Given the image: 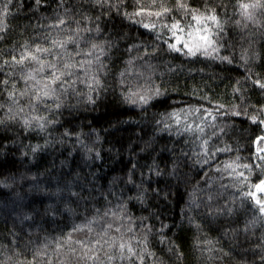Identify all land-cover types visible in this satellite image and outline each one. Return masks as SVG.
I'll return each instance as SVG.
<instances>
[{"label":"trees","instance_id":"obj_1","mask_svg":"<svg viewBox=\"0 0 264 264\" xmlns=\"http://www.w3.org/2000/svg\"><path fill=\"white\" fill-rule=\"evenodd\" d=\"M188 2L216 8L223 31L207 23L224 45L219 52L170 51L165 41L175 40L160 23L175 16L185 39L190 28L204 27L175 9L150 31L136 20L156 22L154 15L125 16L136 0H0V264H264V216L224 170L239 157L236 171L254 183L264 165V90L253 83L264 78V9L253 22L239 14L237 0ZM68 36L71 59L92 63L65 77L74 86L58 89L56 109L54 97L35 101L33 81L22 77L38 67L27 52L64 56L59 48L36 53L35 45L51 48ZM22 53L17 64L12 58ZM156 88L161 95L147 105L132 95ZM36 116L54 122L41 130ZM89 250L96 259L84 255Z\"/></svg>","mask_w":264,"mask_h":264},{"label":"snow or ice","instance_id":"obj_2","mask_svg":"<svg viewBox=\"0 0 264 264\" xmlns=\"http://www.w3.org/2000/svg\"><path fill=\"white\" fill-rule=\"evenodd\" d=\"M39 2V0H38ZM7 7V6H5ZM204 11H201L199 8L192 7V5L188 2V0H175V4L172 6H169L167 3V0H151L150 5L145 6L143 3V0H136L135 10L131 13L125 12V16L129 19H135L136 17H143L145 14H147L149 17L155 16L157 18L156 22H144L143 19L136 20L137 23L142 24V26L146 29H149L150 31H157V23L160 22V18L166 17L169 15L173 9H175L178 12H181L184 16L191 15L192 19H194L197 24H204L203 29L197 27L194 30L190 28V30L187 33V39L183 37L184 33V27L181 25V21L177 19L175 16L172 17L171 23H160V30L161 31H168L171 36L174 38L175 42L170 43L168 41H165L168 44V49L170 51H182L183 49H187L185 52V55H191L194 56L197 54V52H202L204 55H210L211 53H217L220 51L221 48L224 47L223 44L218 43L217 40L213 39V35L216 33L213 32V27L217 30V32L223 31V22L221 21V18L217 14L216 8L212 7L210 8L207 3L203 5ZM237 7L239 9V14L245 19V20H251L255 22V12L257 9H264V0H237ZM208 21L212 22V26L208 25ZM64 20L60 19L58 20V24H63ZM237 24L240 23V21H236ZM190 27V26H189ZM84 31H88V29H84ZM97 31H99V28H97ZM180 33V34H178ZM73 38L71 36H68L65 40H57L53 39L51 41V48H44L40 45H35V52L36 53H50L52 52V49L59 48L64 51L65 55L61 56L59 52L53 53V59H42L40 56L36 55L35 53L29 51L27 52V57H30L32 61H34L38 67L36 68H30L28 73L26 75H23V79L25 81H33L31 84V90L33 91V97L34 100L37 102H43V98L45 97H54L55 103L51 105V107H54L56 109H59L61 107L62 101L60 100V93L58 92V89L67 91L68 88H71L74 86V82L70 79H65V77H71L74 75V72L72 69L74 67H81L83 68L85 64L90 65L92 63L91 60H86L83 62L77 63L76 61H73L71 59V55L67 53V50L65 48V45L68 43V41H71ZM183 44V48L178 47V45ZM27 49V43L24 46ZM136 45H133L132 48H136ZM91 49L98 50L101 54H103L104 49L98 45L97 43H91L90 44ZM209 49L211 51H209ZM131 51V48H130ZM156 51V49H153V53ZM91 55V53H89ZM145 55H151V53H148L147 48H145ZM67 57V58H65ZM17 64H21L25 61L26 57L22 53L19 60H16V57L12 58ZM95 59L98 61L99 57H95ZM219 59L223 61H227L231 63V58L227 55L220 56ZM7 64L8 61H5ZM131 63V60L129 61ZM151 67V65H149ZM46 69H50V72H46ZM38 74L39 78H38ZM87 75V72H86ZM124 73H121V76L123 77ZM258 78L253 80V83L257 85L260 89L264 90V78H260L259 74ZM91 79L94 81L96 85H100L102 82L100 79L96 76H92ZM5 84L8 83V81H4ZM240 81H237V85H239ZM27 89L25 92H22L21 95L27 94ZM233 91H239V88H234ZM14 91L9 92V96H14ZM133 96L138 97V101L144 105H147L149 101L153 98V96H159L161 95V91L159 88H156L154 90H150L146 93L140 94V93H132ZM130 98V97H129ZM91 96H89V100H91ZM135 103V101H133ZM223 107V106H221ZM11 112V109H9ZM23 111V109H21ZM191 111L198 112L200 109L194 108ZM207 114V113H206ZM236 115H239V112L235 113ZM11 118V117H10ZM252 120H256V116L250 117ZM33 119L36 121V126L39 127L41 130H44L47 126V124L53 123L54 121L51 120H45L43 116H36ZM32 121L25 118L24 119V125L25 127H29L31 125ZM260 123H264V119L260 120ZM195 129L199 132H203V128L200 127V125H196ZM193 126L187 125L185 128V131H192ZM215 134V133H213ZM258 139H264V138H258ZM202 150L207 154L210 150L208 149V143L207 140L202 142ZM227 148L219 149L218 151H227ZM261 152H264V149H260ZM209 156H205L203 159L204 163H207V160L209 159ZM239 157H236L235 160L231 162H225L224 163V170L231 169V171L228 172V174L235 175L237 177V183L233 184V187L239 188V193L242 197L245 199H250L255 202V205L258 207L259 213L264 216V199H260L257 196L258 192L264 193V165H261V171L260 175L256 177V182H252L250 178L244 177L243 172H237L236 169L240 167V165L236 164V160H238ZM261 160H264V156L260 157ZM199 162V161H198ZM244 168H247L251 171V166L248 164L243 165ZM242 178V179H241ZM247 184L249 187V190L247 192L244 191L240 185ZM252 189H255L253 191ZM209 199H211V195H209ZM231 211V209H229ZM91 223V221H89ZM107 227H111V225H108ZM79 228H74L73 231H78ZM89 231H91V228H89ZM71 239V237H68ZM77 243H80L77 241ZM96 243H100V241H96ZM107 243V242H105ZM58 247L60 245L58 244ZM85 247H87L85 245ZM109 247H111V244H109ZM121 249V255H123V249L125 248V244L121 243L119 245ZM72 251H75L74 249ZM91 253V254H90ZM128 253H133V249L131 246H128ZM85 256H87L89 259H96L95 251L89 250V252L84 253ZM108 260H112L113 257L108 256ZM143 259V257H141ZM264 259V257H262ZM31 264V262H29Z\"/></svg>","mask_w":264,"mask_h":264}]
</instances>
